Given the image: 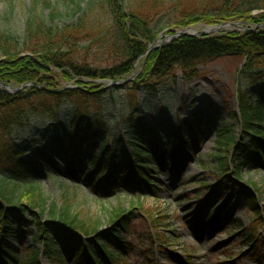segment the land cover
Masks as SVG:
<instances>
[{"label":"trees","instance_id":"trees-1","mask_svg":"<svg viewBox=\"0 0 264 264\" xmlns=\"http://www.w3.org/2000/svg\"><path fill=\"white\" fill-rule=\"evenodd\" d=\"M127 1L31 0L23 37L19 40L9 31H0V48L3 49L0 81L18 87L30 85L16 94L0 87V264H41V255L55 259L58 264H66L69 259L79 264H125L132 244L124 243L125 236L119 233L126 231L140 207L132 206L128 211L117 209L109 216L108 229L103 231L100 219L94 222L81 219L71 212L68 201L62 208L56 207L54 202L48 203L37 189L43 175L41 168H56L69 180L84 179L94 190L98 185L90 179L98 172V179L107 183L111 192L121 187L122 193L132 188L151 191L153 165L164 167L168 160L175 163L176 154L189 155L197 143L183 137L175 151L160 152L156 138L163 136L159 130L161 125L154 126L149 120L145 123L149 114L140 101V94L160 99L163 90L171 82L176 83L177 73L192 82L201 77V67L227 57L246 60L238 74V110H231L227 115L230 121L239 119L241 132L236 136L232 126L225 125L224 121L211 126L219 153L213 159L218 163L222 190L238 191L257 219L264 212L256 196L237 182L244 170L264 169V87L257 94L247 89L250 80L264 84V32L223 33L201 38L184 36L151 51L146 58L149 45L156 41L163 28L159 29V23L150 26V19L130 11ZM137 1L141 5L150 4L154 13L170 8L179 0ZM203 1L213 3L214 7L187 17L184 25L230 20L264 23V0ZM93 12L108 14L113 22L112 63L105 66L81 60L77 53L82 45L72 39H62V33L71 35L82 31ZM254 12L261 14L254 17ZM94 18L92 16L91 21ZM34 41L39 45L29 46ZM62 43H65L64 48ZM22 48H27L25 53L18 52ZM139 60L143 71L137 80L106 88L97 85L96 81L119 82L127 78ZM54 71L61 73L58 82L72 83L77 79L76 88L58 87ZM118 92L122 94L117 102L115 94ZM118 105L122 111L121 123L129 124L125 135L129 137L127 144L132 151L129 155L125 149L120 157L123 138L115 135L112 142L110 139ZM201 114L191 113L196 130L202 124ZM36 119L42 122L44 138H50V148L38 149L36 157L32 158L28 156L32 144H18L13 136L16 131L23 133ZM187 125L189 123L185 122ZM96 149L109 155L112 161L129 155L133 162L123 171L115 167L110 177H103L109 164L97 166ZM59 161L64 166H59ZM177 165L181 170L183 163ZM230 169L235 180L228 176ZM121 175L119 180L117 177ZM207 188L211 189V194L218 190V187ZM207 197L205 201L209 200ZM221 209L223 207L215 208L213 214H220ZM258 227L259 223H255L249 233L251 244L257 241ZM29 229L34 232L31 234L34 244L43 245L42 252L25 250L12 243L11 238L22 239Z\"/></svg>","mask_w":264,"mask_h":264},{"label":"rangeland","instance_id":"rangeland-1","mask_svg":"<svg viewBox=\"0 0 264 264\" xmlns=\"http://www.w3.org/2000/svg\"><path fill=\"white\" fill-rule=\"evenodd\" d=\"M56 1L63 0H52V2ZM87 1L83 0L84 3ZM11 2L0 0V31H9L20 40L25 32L26 13L31 0ZM127 4L130 11L140 14L143 18H149L150 26L159 23V29L163 28L153 44L157 41H165L166 37L173 36L177 32L189 30L202 32L208 28L214 29L228 24L232 25L207 36L223 33L243 34L247 31L264 32V23L256 25L243 20H230L226 23L200 21L192 25H184L187 17L202 14L214 7L213 3L203 0H179L170 8L154 13L149 8L150 4L141 5L142 3L137 0H129ZM100 14L101 12L90 13L82 31L71 35L62 33V39H72L82 45L77 53L81 60L88 64L105 66L112 63L110 42L115 32L112 30L113 22L110 15ZM260 14L261 12H254L253 15L258 17ZM92 16L95 18L91 21ZM38 45L35 41L29 44V46ZM63 45L65 43H62V48ZM151 45L148 47L146 58L151 52H149ZM26 49H19L18 52L25 53ZM2 53L3 49L0 48V57ZM245 63L246 60L243 61L241 58H222L201 67V77L195 81L191 82L177 73L176 83L171 82V85L163 90L160 99L140 94V101L144 105L145 112L149 114L146 122L149 120L154 122V126L161 125V129H158L163 139L159 136L156 138L160 152L166 149L170 151L175 147L179 140L178 137L174 138L177 133L197 143L195 150L189 155L178 156L180 157L177 158L178 160L184 161L182 172L177 170L175 165H171L172 163L164 168L159 164L153 165L151 176L154 188H151V191L143 192L134 188L128 190L129 195L125 193L119 195V189L111 192L107 183L100 182L98 172H94L90 179L95 186L98 185L97 190H94L84 179L69 180L56 168L47 167L41 168L43 175L37 184V189L48 199L49 204L54 202L56 207L62 208L68 201L72 208L71 212L78 214L81 219L90 222L100 219L103 223V231L108 229L109 216L117 209L123 208L128 211L132 206H139L140 210L130 220L126 231L122 230L119 233L125 236L124 243L132 244V250L126 255L125 264H264V212L257 219L258 216L247 209V204L238 195V191L226 192L219 186L220 172L218 163L213 159V156L219 153L216 152L215 133L213 130L210 131L211 126L224 121L225 125L232 126L236 136L241 132L239 119L230 121L227 115L231 110H238V74ZM141 65L142 61L139 60L131 75L119 82L137 80L143 71ZM53 74L56 84L60 80L61 73L54 71ZM77 81L76 79L75 82ZM75 82H58V87H74ZM108 82L96 81L97 85H102L104 88L108 86ZM251 82L250 80L247 89L252 94H257L258 90L264 87L263 81ZM9 86L15 89L23 88L21 91H24L30 85ZM121 94L120 92L115 94L117 102ZM115 110L117 119L112 122L110 139L112 142L115 135L116 138H123L124 143L119 146L120 157L125 149L131 152L127 145L129 137L125 135L129 124L121 123L122 111L119 105L115 106ZM193 112L202 113L199 130H196L191 117ZM160 114L163 117H159ZM184 121L189 122V126H183ZM62 122L65 124L64 121ZM43 133L42 122L36 119L23 133L14 132L13 139L18 144L22 142L32 144L28 156L35 158L38 149L50 148V138H44ZM95 157L99 158L97 166H103L107 162L109 164V169L103 177L105 175L110 177L115 167L123 171L128 162H132L130 156L112 161L108 159L109 155L99 149H96ZM58 164L64 166L62 161ZM122 177L123 175L117 178L121 180ZM232 177L230 175V178ZM237 180L241 185L242 183L249 185L261 210L264 211V170H244L242 178ZM209 186L218 187V190L209 198L208 204H205V198L211 195V189L207 188ZM139 193L141 196L138 195ZM218 206H223L221 220L210 224L207 218L211 210ZM255 223H259L257 231L260 233L257 247L255 243L251 245L248 241L249 232L254 228ZM31 234L34 232L29 229L22 239L11 238L12 243L25 250L42 251V245H35ZM39 261L41 264H58L55 259L47 255H41ZM66 264L79 263L69 259Z\"/></svg>","mask_w":264,"mask_h":264},{"label":"water","instance_id":"water-1","mask_svg":"<svg viewBox=\"0 0 264 264\" xmlns=\"http://www.w3.org/2000/svg\"><path fill=\"white\" fill-rule=\"evenodd\" d=\"M232 24H228V25H222V26H220V27H216L214 30H212V31H202V32H199L198 34H191V33H188V32H177L176 34H174L173 36H168V37H166V40L165 41H157L155 44H153V45H151L150 46V48H149V52L150 51H152V50H155V49H158V48H160V47H162V46H164V43H170V42H173L174 40H176V39H178V38H181V37H184V36H189V37H198V36H200V37H203V36H207L208 34H210V33H214V32H216V31H219L220 29H222L223 27H229V26H231ZM126 83V81H122V82H118V83H111L110 85L111 86H116V85H123V84H125ZM0 87L3 89V90H5V91H7V92H9V93H13V94H15V93H18V92H20L23 88H21V89H15V88H12V87H10V86H7V85H5V84H3L2 82H0ZM70 88H75V87H70ZM67 89H69V88H67Z\"/></svg>","mask_w":264,"mask_h":264},{"label":"bare ground","instance_id":"bare-ground-1","mask_svg":"<svg viewBox=\"0 0 264 264\" xmlns=\"http://www.w3.org/2000/svg\"><path fill=\"white\" fill-rule=\"evenodd\" d=\"M212 30H214V29H210V28H208V29H206L205 31H212ZM188 33H191V34H198L199 32H198V31H195V30H189Z\"/></svg>","mask_w":264,"mask_h":264}]
</instances>
